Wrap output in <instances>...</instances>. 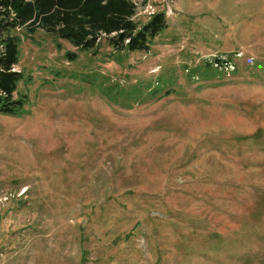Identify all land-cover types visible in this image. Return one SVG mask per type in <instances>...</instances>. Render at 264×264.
Returning <instances> with one entry per match:
<instances>
[{
    "label": "rangeland",
    "instance_id": "374dc122",
    "mask_svg": "<svg viewBox=\"0 0 264 264\" xmlns=\"http://www.w3.org/2000/svg\"><path fill=\"white\" fill-rule=\"evenodd\" d=\"M155 7L148 52L15 31L32 83L0 115V264H264V0Z\"/></svg>",
    "mask_w": 264,
    "mask_h": 264
},
{
    "label": "trees",
    "instance_id": "16d2710c",
    "mask_svg": "<svg viewBox=\"0 0 264 264\" xmlns=\"http://www.w3.org/2000/svg\"><path fill=\"white\" fill-rule=\"evenodd\" d=\"M135 15L132 0H0V115L20 118L28 113L29 96L18 94L17 88L20 83L31 84L32 79L16 69L21 55L16 30L28 37L40 30L85 52H95L102 45L119 53L148 52L153 40L167 29L165 14L155 13L144 23L136 21ZM56 48L61 49L60 44ZM64 58L73 62L77 55L65 52ZM97 88L113 105L133 97L137 103L146 101L138 98L139 90H125L108 80ZM149 93L152 99L169 94L162 95L156 88Z\"/></svg>",
    "mask_w": 264,
    "mask_h": 264
},
{
    "label": "built area",
    "instance_id": "2783aa9c",
    "mask_svg": "<svg viewBox=\"0 0 264 264\" xmlns=\"http://www.w3.org/2000/svg\"><path fill=\"white\" fill-rule=\"evenodd\" d=\"M132 1L136 7V10H139L140 8L143 9V13L146 14L148 17H150L155 13H158L157 8L155 7V3H157L158 0H132Z\"/></svg>",
    "mask_w": 264,
    "mask_h": 264
}]
</instances>
